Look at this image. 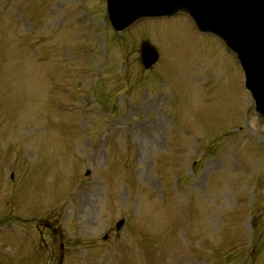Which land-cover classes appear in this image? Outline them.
<instances>
[{
    "label": "rangeland",
    "instance_id": "obj_1",
    "mask_svg": "<svg viewBox=\"0 0 264 264\" xmlns=\"http://www.w3.org/2000/svg\"><path fill=\"white\" fill-rule=\"evenodd\" d=\"M40 1L0 0V218H49L51 264H264V161L248 184L232 153L241 126L256 156L264 120L236 57L184 15L116 35L104 0ZM143 40L163 93L141 82Z\"/></svg>",
    "mask_w": 264,
    "mask_h": 264
},
{
    "label": "water",
    "instance_id": "obj_2",
    "mask_svg": "<svg viewBox=\"0 0 264 264\" xmlns=\"http://www.w3.org/2000/svg\"><path fill=\"white\" fill-rule=\"evenodd\" d=\"M107 3L109 19L117 30L141 17L187 12L200 30L218 35L237 54L256 111L264 117V0H107ZM157 59L156 50L143 44L142 65L149 68Z\"/></svg>",
    "mask_w": 264,
    "mask_h": 264
}]
</instances>
